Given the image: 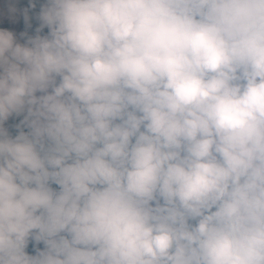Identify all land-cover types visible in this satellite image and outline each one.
Instances as JSON below:
<instances>
[{
    "label": "clouds",
    "instance_id": "obj_1",
    "mask_svg": "<svg viewBox=\"0 0 264 264\" xmlns=\"http://www.w3.org/2000/svg\"><path fill=\"white\" fill-rule=\"evenodd\" d=\"M0 264H264V0H5Z\"/></svg>",
    "mask_w": 264,
    "mask_h": 264
},
{
    "label": "trees",
    "instance_id": "obj_2",
    "mask_svg": "<svg viewBox=\"0 0 264 264\" xmlns=\"http://www.w3.org/2000/svg\"><path fill=\"white\" fill-rule=\"evenodd\" d=\"M18 4L21 6H26L27 0H18ZM40 247H42V245Z\"/></svg>",
    "mask_w": 264,
    "mask_h": 264
},
{
    "label": "rangeland",
    "instance_id": "obj_3",
    "mask_svg": "<svg viewBox=\"0 0 264 264\" xmlns=\"http://www.w3.org/2000/svg\"><path fill=\"white\" fill-rule=\"evenodd\" d=\"M5 6V0H0V9H2Z\"/></svg>",
    "mask_w": 264,
    "mask_h": 264
}]
</instances>
